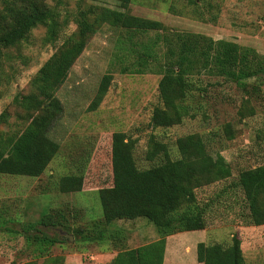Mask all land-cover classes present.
I'll return each instance as SVG.
<instances>
[{
  "label": "rangeland",
  "instance_id": "rangeland-1",
  "mask_svg": "<svg viewBox=\"0 0 264 264\" xmlns=\"http://www.w3.org/2000/svg\"><path fill=\"white\" fill-rule=\"evenodd\" d=\"M57 1L44 0L47 5L56 4L57 20L62 21L52 40L42 25H36L24 41L6 47L0 56V134L26 124L13 97L35 91L31 77L75 30V12L90 6L122 10L114 0ZM124 10L158 20L162 27L127 39L124 29L100 22L87 37L55 91L62 111L48 136L58 143L56 154L37 177L0 174V264H108L120 248L159 237L154 225L143 217L118 219L107 226L99 222L101 209L95 189L111 184L110 135L114 131L124 132L131 140L138 168L160 159L159 155L145 159L150 140L162 143L174 159L179 156L175 139L187 134L202 137L211 158L228 168L227 176L192 189L190 207L201 210L204 226L164 236L162 259L166 257V264H198L197 242L226 245L232 236L238 238L244 264H264V223L248 222L247 202L236 184L241 169L264 164V0H130ZM176 33L235 42L253 49L262 63L244 87L203 73L186 77L180 100L185 113L179 122L152 126L151 110L161 105L157 91L160 74L153 65L143 73L129 72L135 67L137 49L130 43ZM125 47L132 50L125 51ZM153 49L160 56L162 40L155 41ZM105 73V94L94 109H88ZM80 168L82 190L59 192L58 178ZM259 205L264 207V195ZM54 209L63 213L62 224L39 225L40 215ZM37 230L54 240L40 253L33 238Z\"/></svg>",
  "mask_w": 264,
  "mask_h": 264
},
{
  "label": "trees",
  "instance_id": "trees-1",
  "mask_svg": "<svg viewBox=\"0 0 264 264\" xmlns=\"http://www.w3.org/2000/svg\"><path fill=\"white\" fill-rule=\"evenodd\" d=\"M120 9L90 6L73 15L75 30L66 35L60 46L37 68L30 79L35 91L15 94L13 100L26 116V124L17 131L0 134V174L39 176L58 150V143L48 136L53 122L62 111L55 95L64 81L67 71L84 47L87 37L95 32L96 25L106 22L133 34L161 29V23L129 14L124 9L130 0H114ZM55 3H58L55 0ZM47 5L44 0H0V56L6 47L17 46L24 41L36 25L45 28V35L52 40L60 27L56 4ZM98 9V10H97ZM92 19L88 14H94ZM162 40L164 51L153 49L154 43ZM137 46L136 60L130 73H143L149 65L156 66L160 74L157 82L160 106L150 113L152 126H169L179 122L185 107L180 103L184 96L186 77L193 74L220 76L244 87L246 79L257 73L261 60L253 49L223 39L192 34L176 33L171 36H156L150 42H131ZM125 51H131L125 47ZM107 74L101 78L88 109H94L107 89ZM109 80V79H108ZM145 159H160L146 168H138L132 156V142L122 131L110 135L111 184L95 189L101 209L99 222L107 226L118 219L143 217L152 223L159 234L153 241L132 248H120L108 264H161L164 236L178 232L199 230L204 221L197 207H190L192 189L200 184L229 174L228 168L211 158L204 140L199 135L187 134L175 139L179 156L171 159L162 143L150 140ZM83 171L61 175L57 190L61 193L82 190ZM248 207V222L264 223V207L259 198L264 195V164L241 169L236 178ZM63 213L54 209L44 212L37 221L39 225H60ZM26 228V227H25ZM36 250L54 242L36 231ZM195 258L201 264H244L236 236L226 245H195ZM57 259V258H56ZM55 259V260H56ZM54 260V258H52ZM28 264H35L28 262ZM42 264V263H40Z\"/></svg>",
  "mask_w": 264,
  "mask_h": 264
},
{
  "label": "crops",
  "instance_id": "crops-1",
  "mask_svg": "<svg viewBox=\"0 0 264 264\" xmlns=\"http://www.w3.org/2000/svg\"><path fill=\"white\" fill-rule=\"evenodd\" d=\"M163 255H165V254L163 253ZM166 263H167L166 257H163L161 264H166ZM198 264H201V263L199 262Z\"/></svg>",
  "mask_w": 264,
  "mask_h": 264
}]
</instances>
